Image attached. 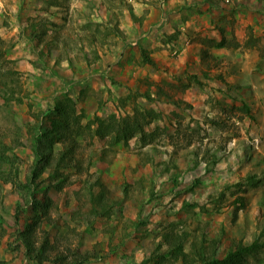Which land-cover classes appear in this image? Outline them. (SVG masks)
I'll return each instance as SVG.
<instances>
[{
  "label": "rangeland",
  "instance_id": "1",
  "mask_svg": "<svg viewBox=\"0 0 264 264\" xmlns=\"http://www.w3.org/2000/svg\"><path fill=\"white\" fill-rule=\"evenodd\" d=\"M188 17L200 30L181 38ZM63 96L82 133L54 149L74 159L61 184L41 175L48 219L0 178V264H182L183 235L189 257L240 246L264 264V0H0V145L22 182ZM126 116L141 134L94 136ZM32 219L51 260L26 253Z\"/></svg>",
  "mask_w": 264,
  "mask_h": 264
},
{
  "label": "trees",
  "instance_id": "2",
  "mask_svg": "<svg viewBox=\"0 0 264 264\" xmlns=\"http://www.w3.org/2000/svg\"><path fill=\"white\" fill-rule=\"evenodd\" d=\"M217 46L221 47L222 44L219 43ZM144 62L151 65L154 64V62L147 57L144 58ZM244 111L247 112V108H244ZM46 120V126L38 124L32 129L30 149L33 154V160L30 176L25 178V182L19 179L16 156H6L5 150L7 147L5 145H0V164L6 163L10 165V169L7 172L0 170V178L4 176L5 184H10L15 188L26 204L32 205L33 210L38 209L41 211L42 216L48 219L50 199L44 196L43 199L40 200L35 193L37 188L41 186V175L44 171H48V179L55 180L56 184H61L66 179L63 170L71 165L74 159V148L70 145V147L67 146L68 148L66 150L57 151L56 153L54 147L57 144L69 141L74 136H79L82 130L79 125L76 124L73 102L71 98L67 96H63V99L57 100L54 103L52 109L49 110ZM94 120L99 119L96 117ZM99 123L100 125H98L94 131V136L99 139L109 138L113 143H125L136 134H141L143 132L138 119L133 116H126L117 120L112 117L106 124L102 121ZM13 167L15 170H13ZM39 226L40 223L35 221V219L32 223L28 224L26 226V231L21 235V242L24 245L26 253L29 254L31 258H36L42 262L53 259L52 256L49 255L53 246L50 245L48 237L44 235L45 233L37 237L36 229H39ZM186 238V235L178 237L177 240L170 245L171 247L178 248L172 257L174 260L181 257L183 261L182 264H245L244 257L250 251L249 247L238 246L225 258L218 259L206 253L205 248L200 245L199 248L195 247L193 249V254L189 257L187 253L183 252V244ZM54 257L59 264H64L61 255H55Z\"/></svg>",
  "mask_w": 264,
  "mask_h": 264
},
{
  "label": "crops",
  "instance_id": "3",
  "mask_svg": "<svg viewBox=\"0 0 264 264\" xmlns=\"http://www.w3.org/2000/svg\"><path fill=\"white\" fill-rule=\"evenodd\" d=\"M146 21L147 20H143V22H146ZM198 21H199V19L195 22V19H192L189 17L185 18L184 21H181V22H184V24H180V27H178V30H181V31H178V32H180L179 36L181 38L183 36V38L185 37L186 39L187 38L190 39L191 36L194 34V32H197L200 30V25H199ZM208 23H210V22L208 21ZM209 28H210V26H209ZM172 32H174V30ZM173 43H175V42H171L170 45H173ZM187 43H189V41ZM165 45H166V47L169 46L167 44H165ZM165 45L158 42V44L151 45L150 49H160V48L165 47ZM186 45H188V44H186ZM156 46H158V47H156ZM176 46H177V49H186V48H183V44L179 43V42H177ZM197 48L195 47V49H197Z\"/></svg>",
  "mask_w": 264,
  "mask_h": 264
}]
</instances>
